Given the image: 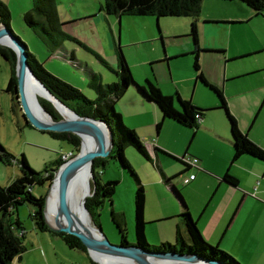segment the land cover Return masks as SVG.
<instances>
[{
  "label": "rangeland",
  "instance_id": "1",
  "mask_svg": "<svg viewBox=\"0 0 264 264\" xmlns=\"http://www.w3.org/2000/svg\"><path fill=\"white\" fill-rule=\"evenodd\" d=\"M2 1L10 11L12 31L26 44L29 51L49 72L70 84H76L72 85L79 88L88 98L94 99L96 97L95 91L88 84L90 73L98 75L103 84L116 80L111 69L117 65L116 47L118 45L134 81L138 85H143L144 80L148 78L165 95L174 96L176 91L180 94L179 88L187 93L185 98L188 99L193 97L197 98L198 101H213V98H217L209 88L202 84L195 86V80H191L193 75L195 77L193 55L189 53L191 51L182 53L184 55L181 57L168 54L174 51L177 46L179 49L191 46L192 40L188 33L192 20L188 17L162 16L156 22L155 16L124 15L121 16L122 22L120 21L119 32L116 17L113 15L106 17L103 11H99V3L103 4V0H57L56 6L62 30L75 39L64 38L61 44L63 48L60 47L51 52L40 37L23 21V13L30 9L31 0ZM205 9L209 15L223 17L213 21L239 22L223 26L224 42L222 45L229 53L238 48L262 46L260 53L237 60L227 61L233 57L226 59L223 58L224 54L202 55L200 53L199 55L201 69L203 67L213 82L219 83L218 87L224 90V85H226L228 94L233 93L229 98H237L235 99L237 101V113L242 125L247 131L251 129L252 132L262 136L264 112L263 114L262 111L259 114L253 113L252 99L264 98V10L255 15L252 9L237 0H208ZM231 17L234 19H230ZM108 18L112 20V23L108 21ZM147 20H149L148 28L146 30L139 29L140 21L146 25ZM150 32L152 37L157 36L160 32L162 39L160 34L156 40L150 38ZM144 35L147 37L144 40L132 41ZM78 41L83 45L79 44ZM71 51L75 53V64L68 59V52ZM258 60H262V73L240 77L232 81L228 80L231 77H224L225 68L235 70L250 67L252 63ZM9 75V64L0 56V142L16 156L23 154L30 167L35 171H43L45 167L49 168L51 162L61 154L73 151V147L65 140L53 138L48 133L26 124L20 110L16 109V112H12L11 95L5 91ZM261 76L262 81L260 80ZM224 79L227 80L224 82ZM234 91H239V93L235 94ZM137 94L140 95L137 88L130 85L123 96L115 102V109L124 113L126 121L132 120L135 123H141L151 116L152 105ZM224 94L227 97L225 90ZM62 116L64 117V115ZM141 129H144V126L140 128V131H144ZM208 142L207 135L201 132L196 145L204 146ZM124 155L144 185L145 194L149 190L147 199L161 201L163 204L168 203L169 200L172 202L173 199L168 190L163 192L160 187L157 189L153 187L152 189V187L147 186L152 179L159 176V172L151 162L147 161L131 146L124 147ZM161 160L163 169H166L168 176H173L172 171L177 168L176 161L167 157H163ZM97 171L100 173L101 182L118 181L112 197V205L110 201L105 200L98 209L97 218L103 234L111 244L120 243L118 230L110 217L112 207L114 212L124 215L127 239L130 243L134 242L133 196L136 182L133 176L114 158H107L105 166L99 167ZM19 174L18 165H5L0 162V185H7ZM89 183L90 179L86 186V194L90 188ZM164 183L166 182L161 184L162 187ZM47 189L48 185H35L32 191L36 196H39L44 194ZM33 210L34 206L30 203H23L17 207V215L26 232L34 223L30 216ZM15 216L16 214L12 218ZM131 217L132 222H130ZM91 224L96 226L92 220ZM155 228L158 227L145 229V237L149 245H159L161 242L173 244L174 239L166 237L162 230L159 232L163 238L158 237L155 233L158 231ZM38 233L46 235L50 242L41 241L31 244V235L28 232L27 236L23 238L26 250L19 262L15 260L13 264H90L89 254L86 252L68 247L60 237L51 236L48 231L38 230ZM33 236L35 237L34 234ZM234 259L239 262L236 258Z\"/></svg>",
  "mask_w": 264,
  "mask_h": 264
},
{
  "label": "trees",
  "instance_id": "2",
  "mask_svg": "<svg viewBox=\"0 0 264 264\" xmlns=\"http://www.w3.org/2000/svg\"><path fill=\"white\" fill-rule=\"evenodd\" d=\"M202 1L203 0H103L101 9L106 14L112 15L191 18L192 21L190 23L188 35L191 37L193 44V49L191 51L193 55V69L196 79L216 95L218 100L217 107L222 109L225 114L229 125L230 140L233 149L231 160L235 161L242 155H250L264 162V148L253 142L240 130L236 118L228 108L222 89L210 83L201 70L199 55L202 48L199 42L196 19L200 15ZM237 1L244 3L256 14H260L264 10V0ZM56 4L57 0H31L30 9L24 12L22 16L25 25L31 28L40 37L47 49L51 52L61 47L64 38L75 39L63 32ZM10 19L11 15L8 6L0 0V24L5 26L14 37L24 45L27 62L38 80L41 81L56 98L61 100L78 115L101 119L106 122L111 129L113 146L109 155L107 157H95L91 167L93 174V178L90 179L89 183L91 194L86 198L85 206L93 223L97 227L100 226L97 218L98 209L105 200L110 201L112 205V197L118 183L117 180L101 182L99 179L100 173L97 169L105 166L107 158H114L118 160L124 168L128 169L136 182L133 196L134 242L130 243L127 239V228L124 215L122 213L117 214L112 207L110 209L111 220L115 224L120 236L119 244L134 245L147 251L169 252L175 250L177 252L193 253L204 259L220 260L226 264H241L237 262L232 255H229V253L223 249L208 243L204 239L180 193L175 188L174 196L182 205V210L178 216L185 226L187 242L183 239L179 228H176L173 244L162 242L159 245H149L147 243L145 237L146 220L144 217L146 202L145 188L137 173L126 159L124 147H133L137 153L151 162L160 172V175H162V180L167 182L170 179L163 175L137 132L125 124L121 113L115 109V102L123 96L130 85H134L140 95L157 106L163 119H171L184 127L193 129V131L197 130L200 125L195 115L202 117L205 109L195 105L191 99L182 98L178 92H175L174 96L163 94L160 88L148 78L144 80L143 85H138L134 81L133 75L123 57L119 45L116 47L117 65L115 68L111 69L116 76V80L108 84H103L98 75L90 73L88 84L89 87L95 91L96 97L94 99L88 98L79 88L55 76L44 67L36 56L29 51L26 44L12 31ZM78 43L83 45V43L79 41ZM68 55L70 62L75 64L76 59L71 56V54ZM0 56L9 64L10 75L5 91L11 95V110L12 112H16V109L21 111L19 101L16 98V54L10 47L0 45ZM38 98H40V104L50 114L52 119H61V115L49 100L42 97ZM174 101L179 105L180 109L175 106ZM26 124L30 125L29 123ZM160 126L161 122H158L156 124L157 130L160 129ZM43 132L48 133L53 138L67 141L73 147L72 152L74 154L80 149L81 138L77 134L66 131ZM156 151H161V153L176 162L182 163L181 165L186 166V168L188 167V165L182 161V156L176 157L158 149H156ZM0 162L5 165L16 164L20 171V174L10 183L5 186L0 185V264H12L15 258L20 260L22 254L26 250L23 242L24 226L17 215V207L23 203H30L34 206V210L30 216L34 221L36 229L48 231L52 235L60 237L68 247L80 249L88 254L86 247L78 237L49 228L43 218L42 211L46 192L36 196L32 191L35 185H49L53 177V172L64 162L60 156L51 162L49 168L45 167L43 171H35L30 167L23 154H21V156H16L0 142ZM223 179L232 184L236 183V179L227 172L223 175ZM15 214L16 216L12 218ZM89 260L90 264H98L92 260L90 256Z\"/></svg>",
  "mask_w": 264,
  "mask_h": 264
},
{
  "label": "crops",
  "instance_id": "3",
  "mask_svg": "<svg viewBox=\"0 0 264 264\" xmlns=\"http://www.w3.org/2000/svg\"><path fill=\"white\" fill-rule=\"evenodd\" d=\"M207 1L208 0L202 1V12H200V15L196 19L199 42L202 48L200 53L202 55L224 54L223 58L227 59V57H233L232 59H227V61H230L250 57L262 51V46L260 45L246 49L238 48L231 53L225 50L222 45L224 42L223 26L239 22L232 21L226 23L213 21L220 20V18L223 17L207 14L205 9ZM101 7L102 3L100 2L99 11H103ZM105 15L108 17L112 14L105 13ZM255 15L258 14L255 13ZM113 16L116 17V24H118L120 32V21L122 22L121 16L124 15ZM230 19H234V17ZM108 21L112 23L110 18H108ZM157 21L158 18H156V22ZM140 23L139 29L146 30L149 26V20L146 21V25H144L142 21H140ZM159 34L162 39L160 32L157 36L154 35V37H152L153 35L150 32V38L156 40L159 38ZM145 38L147 37L144 35L132 41L144 40ZM175 48L174 51L171 50L172 52L168 54L181 57L184 55H182V53L192 51L193 44L191 43V46L188 48L182 47L184 49H179L178 46ZM163 51L165 52V49H163ZM189 53L191 54V52ZM68 54L75 57L73 51L68 52ZM144 63H146V61H144ZM262 66V60H258L252 63L250 67L235 70H228L225 68L224 77H231L228 80L232 81L240 77L262 73ZM201 70L210 83H214L217 87L219 86V83L213 82L211 77L207 75L203 67ZM191 80H195V86L202 84L194 75ZM226 80L224 79V82ZM260 80L262 81V76ZM178 90L182 95L181 97L185 98L187 93H184L179 88ZM224 90L227 95L226 97L224 94L228 108L236 118L240 130L245 133L249 139L264 148V122H262V136L252 132L251 129L247 131L245 126L242 125L237 113V101H235L237 98H229L233 93L228 94L226 85H224ZM224 90L222 89L223 93ZM234 93L238 94L239 91H234ZM138 96L140 97V95ZM141 97V99L152 105L150 117H147L141 123H135V121L132 120L126 121L124 113L122 111L119 112L125 124L133 128L143 140L151 157L157 163L163 175L170 179L164 183L162 187L161 184L164 180L161 179L162 175H160V172L156 169L159 172V176L152 179L147 186L152 187V189L153 187H156V189L160 187L163 192L168 190V193L173 199L172 202L169 200L168 203L163 204L161 201L151 200V198L147 199L149 190L146 191L144 209V217L146 220L145 229L158 227L155 228L156 231H158L155 232L158 237L163 238L162 234L159 232L162 230L165 232L166 237H171L175 240V231L176 228H179L183 239L187 242L185 226L178 216L182 210V205L174 196L175 188L180 193L199 231L208 243L223 249L236 258L241 264H264V162L250 155H242L235 161L231 160L233 149L230 140L229 125L223 110L217 107V98H213V101H198L197 98H189L195 105L199 107L202 106L204 107L203 109H205L198 129L193 131V129L184 127L171 119H163L157 106L146 100L142 95ZM175 106L180 109L176 102ZM252 107L253 113L256 112V114H259L262 111L263 114L264 98H253ZM158 122H161V126L160 129L157 130L156 124ZM142 126H144V129L141 130L144 131H140ZM201 132H204L209 138V142L204 146L196 145ZM156 149L168 152L176 157L183 155L195 156L199 160L198 166L186 168V166L176 162L177 168L172 171L174 175L169 177L166 169H163L161 159L163 157L171 158L161 153V151H156ZM226 172L236 179L235 184L229 183L223 179V175ZM191 173L195 175L194 179L184 184L182 179ZM179 180L180 183H178ZM131 220L132 217L130 222H132ZM28 232H30L31 235V244L35 242L40 243L41 241H45V243L50 242L46 235L38 233V229H36L34 223L30 225ZM28 232L24 229V237L27 236ZM50 235L53 236L52 234ZM54 237L58 236L54 235ZM15 260L19 262V259L15 258L13 261Z\"/></svg>",
  "mask_w": 264,
  "mask_h": 264
},
{
  "label": "water",
  "instance_id": "4",
  "mask_svg": "<svg viewBox=\"0 0 264 264\" xmlns=\"http://www.w3.org/2000/svg\"><path fill=\"white\" fill-rule=\"evenodd\" d=\"M0 45L10 47L16 54V98L19 101L22 117L24 118L25 122L41 131L72 132L81 138L79 151L71 158L60 164V166L53 172V177L44 196V205L42 209L43 218L50 229L58 232H65L78 237L86 247L89 256L94 261L96 260L92 257L91 251H95L107 257L129 258L138 264H150L149 257H162L178 260H198L207 262L209 264H226L220 260L204 259L193 253L177 252L175 250L169 252L147 251L134 245L111 244L103 234L100 226H94L97 236L86 234L79 226L78 220L75 218L74 212L68 204V188L73 175H75V173L78 172L79 169H81V167L86 163L89 165L90 179L93 178L91 171L93 159L95 157H107L112 149L113 137L111 129L108 124L101 119L78 115L68 106H66L61 100L56 98L32 72L31 67L27 62V55L24 45L16 37H14V35L5 26L1 24ZM30 80L35 82L36 85H38L45 92L47 97L42 98L49 100L53 104L54 108L61 115V119H52L50 114L42 107L40 102L35 99V95L28 87ZM34 101L40 112L33 108L32 102ZM53 101L66 108L72 114V117H63ZM42 115H45L48 120ZM97 124L101 125L105 129V132L104 130H100ZM83 135L94 138L96 144L93 148L87 149L86 151L82 150ZM53 185L56 186V200L58 210L65 218L66 224L64 226H53L48 220L47 206ZM90 194L91 191L89 188L88 193L84 196L82 202L83 209L88 215L89 213L85 206V201L86 198L90 196ZM96 262L98 263V261ZM112 264H116V261L113 260Z\"/></svg>",
  "mask_w": 264,
  "mask_h": 264
},
{
  "label": "bare ground",
  "instance_id": "5",
  "mask_svg": "<svg viewBox=\"0 0 264 264\" xmlns=\"http://www.w3.org/2000/svg\"><path fill=\"white\" fill-rule=\"evenodd\" d=\"M30 91L35 95V99L39 101L40 98L38 97H47L45 92L36 85L35 82L31 81L29 82ZM58 110L62 115H64L65 118H71L72 114L63 106L58 105L55 101H53ZM33 108L39 111V108L37 107L35 101L32 102ZM44 118L48 120V118L45 115H42ZM98 128L100 130L105 129L97 124ZM106 134V133H105ZM96 144V141L93 137L83 135V141H82V150L86 151L87 149L93 148ZM90 179L89 176V165L88 163L84 164V166L79 169L78 172L73 175V178L70 181V185L68 188V204L71 207L72 211L74 212L75 218L78 220V224L81 227V229L91 236H97L96 231L94 230V226L91 224V220L89 215L84 211L82 202L83 198L86 195V186ZM48 220L53 226H64L66 224L65 218L60 213L57 207V200H56V186L53 185L50 192L49 202H48ZM92 257L98 261L99 264H112V261H116V263L120 264H138L134 261H132L129 258L125 257H107L105 255H102L100 253H97L95 251H91ZM149 263L150 264H209L207 262L198 261V260H181V259H168V258H162V257H149Z\"/></svg>",
  "mask_w": 264,
  "mask_h": 264
},
{
  "label": "built area",
  "instance_id": "6",
  "mask_svg": "<svg viewBox=\"0 0 264 264\" xmlns=\"http://www.w3.org/2000/svg\"><path fill=\"white\" fill-rule=\"evenodd\" d=\"M195 118L197 119L198 122L201 121V117L198 116V115H195ZM74 155V153L72 151H69L67 153H63L60 155V158L63 160V161H66L68 160L69 158H71L72 156ZM182 161L185 162L188 167H197L198 166V163H199V160L197 157L195 156H188V155H183L181 157ZM195 175L193 173L189 174L188 176L184 177L182 179V182L184 184H187L189 183L190 181H192L194 179Z\"/></svg>",
  "mask_w": 264,
  "mask_h": 264
}]
</instances>
